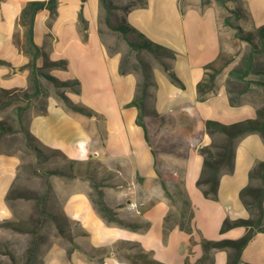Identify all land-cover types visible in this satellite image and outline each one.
<instances>
[{
	"label": "crops",
	"instance_id": "obj_1",
	"mask_svg": "<svg viewBox=\"0 0 264 264\" xmlns=\"http://www.w3.org/2000/svg\"><path fill=\"white\" fill-rule=\"evenodd\" d=\"M25 2L0 0V59L10 63L0 64V87L3 88L28 86V70L18 69L28 61V57L13 42V35L18 30L16 21ZM236 5L247 13L246 20H239L238 25L251 24L256 28L264 24V0H236ZM183 7L184 0H146L145 6L134 7L126 15L127 22L149 40L175 52L170 66L183 83V88L170 84L163 75L165 71L153 67L156 82L154 108L160 114L175 117L172 122L158 125L154 121L148 125L152 144L155 149L156 145L159 146L157 154L152 152L143 129L136 124V108L127 106L135 94L138 75L135 72L120 74L121 53H109L98 32L102 11L99 0H57L53 18L47 9L36 13L34 42L50 59L66 61V68H52L49 73L59 80L77 79L78 93L67 90L66 95L95 114L87 116L67 110L50 95L46 112L32 114L27 127L40 147L61 151L81 169H98L95 174L98 181L102 180L100 187L105 204L117 217L133 225L131 228L120 226L102 218L90 200L92 185L89 178L75 177L66 184L67 192L61 201L62 214L79 228L72 237L74 246L68 251L64 245H51L43 253L41 264H132L122 257L125 250L122 245L129 242L138 243L141 251L148 252L151 258L164 264H199L198 259L202 255L200 237L237 239L245 233L243 226L224 232H220V227L226 217L249 216L240 201L239 191L248 183V171L253 164L258 160L264 161L262 138L251 133L238 140L234 169L232 173L220 176L217 199L212 200L204 197L196 186L203 164L198 147L209 144L211 138L200 129L188 137L185 122L188 116L197 115L201 119L233 123L256 117L255 106L249 102L238 106L229 104L227 92V97H224L220 91L222 88L226 91L227 74L221 81L217 76L214 93L203 101L197 99L196 85L204 77V66L215 61L219 54L210 61L207 57L216 53V44L219 53L222 48V23L216 13L213 25L219 38L216 43L214 35L211 50L202 42H193V35L186 29L187 17L183 14ZM80 11L86 22L85 39L79 21ZM192 20L191 15L189 26L193 24ZM18 31L21 35L22 30ZM192 57L195 58L194 63ZM37 64H42L41 58ZM187 86L189 93H186ZM218 92L225 119L213 117V111L207 112L205 107L206 102H213ZM246 104L254 109L255 116L251 117L247 111L248 114L236 121L228 106L236 108ZM174 143L177 151H168V145ZM18 165L16 154H0V222L12 217L5 195ZM181 179L193 210L191 225L195 234H192L191 242V235L177 224L172 225L165 238L163 234L164 218L173 205L161 182L172 193ZM85 243L92 249L106 250L90 253L84 247ZM5 257L6 254L0 252V258ZM213 257V262L207 264H225L227 251H213ZM238 264H264V233L253 235L243 248Z\"/></svg>",
	"mask_w": 264,
	"mask_h": 264
},
{
	"label": "trees",
	"instance_id": "obj_2",
	"mask_svg": "<svg viewBox=\"0 0 264 264\" xmlns=\"http://www.w3.org/2000/svg\"><path fill=\"white\" fill-rule=\"evenodd\" d=\"M217 1L222 7L227 9L225 0ZM99 3L101 9L105 13L107 22L109 21V15L113 11L117 10L121 12L119 22L116 25H113L112 29L117 31L121 37L125 39L129 47V52H139L141 50L148 52L155 60L158 61L162 69L168 75L170 81L174 85L183 88L182 81L170 66V60L175 58V52L168 47L152 42L144 34L131 26L126 20L127 13L134 7L145 6L146 0H125L120 4L115 3L114 0H99ZM56 6L57 0H26L16 21V29H21L22 34L20 35V32L16 30L13 35V42L17 48L28 57V61L18 68L19 70H28V86L26 88L0 87V109L11 104H15L14 108L18 124V128L13 129L4 120L0 119V138L6 134L19 132L24 136L26 146L29 149H32L36 154H42L43 151L37 146V139L32 135L27 127V123L24 124L22 119L23 112L28 106L27 104L21 105L18 102L20 99H38L39 96L44 94L46 99L44 100V104L39 108L38 113H45L48 95L44 93L42 80L48 82L55 89V97L61 101L62 105L67 110L79 112L87 116H93L95 114V112L87 106L73 102L66 95L64 90H59L60 88H63L67 89L68 91L78 93L79 82L77 79L59 80L50 74L49 70L52 68H66V61L64 59H50L47 53L33 40V25L36 13L39 10L47 9L49 11L50 18H53L56 15ZM240 11L241 9L239 8L238 10H234L232 12L236 13ZM236 18L240 19L241 16L236 15ZM79 21L82 25V36L85 39L86 22L82 17L81 11L79 12ZM223 24L234 29V36L239 40L245 41L249 45V51L244 54L241 57L240 62L236 66L232 67L227 73L225 87L228 95V102L231 106H238L244 102L253 104L256 110V117L247 118L228 124L213 119H201L197 115H194L193 117H187L185 129L188 137L195 135L196 130L200 129L201 132L208 134L211 138L209 144L200 145L198 147V152L203 157V164L200 174L196 180V186L202 192L204 197L212 200L217 199L220 176L222 174L232 173L234 169L235 147L238 140L248 134L256 133L262 138L264 142V68H258L255 64L257 57L264 52V24L258 26L255 31L245 30L240 25L233 24L227 16L223 18ZM98 32L101 34L100 28L98 29ZM130 35H134L135 38H130ZM107 51L112 53L108 49ZM38 58L42 59L41 65L37 64ZM126 59L127 57L121 55V62L119 66L120 74L135 72L138 75L135 94L127 106H133L136 108V124L143 129L146 141L152 148V152L157 154L159 146L156 145L155 149L154 145L152 144L148 125L150 122L154 121H156L158 125H161L164 122H172L175 117L170 114H160L154 108L153 96L156 82L153 77V67L151 64L143 59H138L136 71L128 69L124 66ZM217 60L218 58L204 66V77L198 81L196 85L197 99L199 101H203L209 94L215 92L216 78L222 68V66H214ZM0 64L10 65L8 61L3 59H0ZM252 84L259 87L260 89V95L262 97L260 104H256L254 101H244L241 98L245 92L252 90ZM168 146V151L170 149V151L176 152L178 149L175 143ZM49 150L64 156L59 150ZM68 160L70 163L75 164L74 160ZM95 172L96 169H86L85 171L88 178H92V180L97 179ZM53 173L59 172L52 170L45 171V175L47 176ZM14 184L15 181L12 182L5 195V202L8 207L11 205V200L19 197L17 190L14 188ZM161 186L164 189L165 195L171 199L173 194L166 189V186L163 182H161ZM175 186L178 189V194L181 197V207L178 217H176L175 213H173L171 210L166 214L164 218L163 229L164 238L173 224H177L181 230L187 233H191L193 231V227L191 225L193 210L188 195L184 190L183 180L181 179L176 183ZM92 188L95 197L89 193L90 200L102 218H104L107 222H114L120 226H128L130 228L133 227L131 223H128L117 217L115 212L105 204L103 200V191L100 187V184L93 183ZM239 198L242 205L247 210L249 216L247 218L237 219H229L226 217L221 224L220 232H224L233 227L243 226L246 229L245 233L237 239L211 240L200 237L202 255L198 259L199 264L213 262V251L216 250L227 251V261L225 264H238L241 260V252L243 248L253 237V235L257 232L264 233L263 160L256 161L248 171V183L239 191ZM44 200L45 196L43 195L36 197L34 207L38 215L32 216L33 225L30 229H21V232L31 233L32 235L30 245L25 250L24 260L21 262V264H32L33 256L37 249L36 226L41 222L43 217H55L54 215H51L50 213L48 214L44 211ZM63 219L66 222H70L64 215ZM0 224L6 226H15V223H13L11 219H6L0 222ZM126 244H134L135 246H138V243L136 242H129ZM96 250H101L103 253L106 248ZM122 257L132 264H164L151 258L148 252L141 250L134 254L123 253ZM10 262L11 263L9 264H16L12 261L11 255Z\"/></svg>",
	"mask_w": 264,
	"mask_h": 264
},
{
	"label": "rangeland",
	"instance_id": "obj_3",
	"mask_svg": "<svg viewBox=\"0 0 264 264\" xmlns=\"http://www.w3.org/2000/svg\"><path fill=\"white\" fill-rule=\"evenodd\" d=\"M124 1L125 0H114L117 4ZM187 1H189V3ZM225 5L227 9L222 7L217 0H184L183 7V14L187 17L185 20L186 29L193 35V42H202L209 49L212 47L214 35H216V43H218L219 38V33L213 25L216 13L219 21L222 23V48L220 54L219 47L217 46L216 48V44V53L207 57V60L210 61L219 54L218 60L214 64L215 67L222 66L220 73L217 75L219 76V81H221L222 77H224L232 67L236 66L240 62L241 57L249 51V45L245 41L239 40L234 36V29L223 24V18L225 16L229 17L233 24H237L239 20H246V11L243 8H240L241 13L232 12L239 9L236 5V0H225ZM120 15V11H113L109 15V21L107 22L104 11L102 10L100 13V36L105 43L106 48L111 52L118 51L121 55L127 57L124 66L128 69L137 71L138 59H143L149 62L152 67L156 66L162 69L158 61L148 52L144 50L139 52H129V47L125 39L122 38L117 31L112 29V26L119 22ZM191 15L194 20H192L193 24H190L189 26V22H191L189 21V17ZM236 15L241 16V18L237 19ZM239 24L244 28H250L252 31H255L257 28H253L251 24ZM129 37L133 39L135 38L134 35H130ZM193 53L194 52L192 51V54ZM192 60L194 63L195 58L192 57ZM255 61L256 67L264 68V52L261 53ZM163 75L170 84L174 85L165 72ZM42 83L44 93L48 96L52 95L55 97V89L45 80H42ZM251 88V91H247L241 96L242 100L254 101L256 104H260L262 97L260 95L259 87L252 84ZM59 90L67 91V89L63 88H60ZM190 91L193 93V87H191ZM220 91L224 97H227L225 88H222ZM186 93H189L188 86ZM220 95V92H218L213 102H206L205 107L208 108L207 112H209V110L213 111V113H211L213 114V117L225 119L226 114L224 115V112H221ZM45 99L46 97L42 94L38 99L19 100V104H27L28 106L22 115L24 124L28 122V119L32 114L39 112V108L44 104ZM59 102L61 103V101ZM14 105L15 104H11L0 109V119L4 120L13 129H17L18 124ZM228 109L229 113L236 116V121L240 120L243 116L248 114V112L251 114V117L255 116L254 109L248 104L236 108L228 106ZM37 146L43 151L42 154H36L32 149H29L26 146L24 136L19 132L6 134L0 138V154H16L19 157L18 169H16V175L13 180V182L15 181L14 188L17 190L19 197L11 200V205L9 207L12 212L11 221L15 223V226L0 224V252L6 254L5 258H0L2 259L0 260V264L11 263L10 255L14 263L17 264L23 262L24 253L26 248L30 245L32 235L31 233L21 232V229H30L33 225L32 216L38 215L34 207L36 197L41 195L45 196L43 209L46 213H50L55 217H43L41 222L36 226L37 249L33 256L32 264H41L43 253L53 244H61L66 246L68 250L71 249L73 247L71 241L73 234H76L79 231L76 224L66 222L63 219L61 201L67 192L66 184L69 183V181L75 177L83 179L88 178L85 173L86 169H81L76 164L70 163L66 157L59 153L40 147L39 144H37ZM48 170L58 171L59 173H53L47 176L45 175V171ZM100 175L102 176V174ZM89 181L90 185H92L93 183L101 184L100 181L102 180L98 181V179L92 180V178H90ZM89 193L95 197L93 188L90 189ZM172 194L173 197L170 199L173 205L171 211L178 216L181 207V197L178 194L177 188L173 190ZM196 233L198 234V231ZM188 234L191 235V242L192 234H195V232L193 233L192 231ZM84 247L88 249L90 253H102L101 250L99 251L90 248L86 243ZM122 248L125 249L122 254H134L140 251V249L134 244H123Z\"/></svg>",
	"mask_w": 264,
	"mask_h": 264
}]
</instances>
